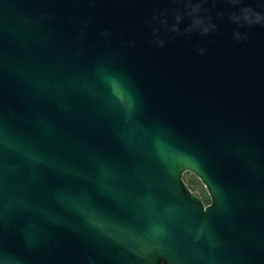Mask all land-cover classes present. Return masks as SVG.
Returning <instances> with one entry per match:
<instances>
[{"label":"water","instance_id":"obj_1","mask_svg":"<svg viewBox=\"0 0 264 264\" xmlns=\"http://www.w3.org/2000/svg\"><path fill=\"white\" fill-rule=\"evenodd\" d=\"M0 264H264V0H0Z\"/></svg>","mask_w":264,"mask_h":264},{"label":"rangeland","instance_id":"obj_2","mask_svg":"<svg viewBox=\"0 0 264 264\" xmlns=\"http://www.w3.org/2000/svg\"><path fill=\"white\" fill-rule=\"evenodd\" d=\"M185 180L187 181L189 186L193 189L194 193L198 194L207 203L211 201L208 191L199 177H197L195 174L191 172H186Z\"/></svg>","mask_w":264,"mask_h":264},{"label":"flooded vegetation","instance_id":"obj_3","mask_svg":"<svg viewBox=\"0 0 264 264\" xmlns=\"http://www.w3.org/2000/svg\"><path fill=\"white\" fill-rule=\"evenodd\" d=\"M209 203V202H208Z\"/></svg>","mask_w":264,"mask_h":264}]
</instances>
